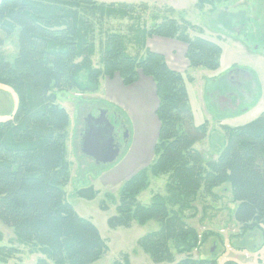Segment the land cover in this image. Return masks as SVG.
<instances>
[{"label": "trees", "instance_id": "16d2710c", "mask_svg": "<svg viewBox=\"0 0 264 264\" xmlns=\"http://www.w3.org/2000/svg\"><path fill=\"white\" fill-rule=\"evenodd\" d=\"M214 1L198 4L202 8ZM134 8L97 0L0 1V28L7 37L16 33L18 40L16 57L8 60L1 51L5 37H0V84L18 95L12 118L0 120V220L15 230L20 242L43 254L37 264H91L108 249L97 225L74 209L63 189L71 167L70 114L57 101V92H94L102 77L116 74L125 86L136 83L141 74L153 79L160 127L154 159L120 186L118 213L108 219L109 227L155 220L159 228L140 238L139 245L156 262H174L173 249L190 252L200 242V234L185 221V211L201 193L217 198L215 189L224 184H229L236 203L233 218L238 226L244 231L264 224V112L243 125L225 126L224 148L217 158L206 160L195 145L205 138L208 125L195 123L185 76L151 50L147 39L184 42L189 67L209 70L221 65L219 43L192 35L195 26L187 21L169 19L152 28L132 24V41L144 55H131L130 36L113 32L101 47L100 66L94 65L97 25L107 18L134 17ZM151 176H167L168 195L156 194L145 205L137 195L150 185ZM96 194L93 186L77 190L88 200ZM16 252L0 244V264H7ZM112 264L130 263L125 256ZM175 264L239 263L187 255ZM255 264H264V259Z\"/></svg>", "mask_w": 264, "mask_h": 264}, {"label": "rangeland", "instance_id": "374dc122", "mask_svg": "<svg viewBox=\"0 0 264 264\" xmlns=\"http://www.w3.org/2000/svg\"><path fill=\"white\" fill-rule=\"evenodd\" d=\"M1 1V0H0ZM103 3H126L134 5V17H112L97 25L95 66H100L101 47L108 34L120 32L129 35L127 43L131 55H144L140 50L130 25L152 28L154 25L175 19L190 22L195 28L191 34L204 35L222 46L221 65L216 70L191 68L189 61L181 64L180 72L186 79L189 103L196 124L208 125L204 139L196 143V148L206 160L215 159L224 148L228 135L225 126L243 125L264 112V0H215L214 4L199 7L198 0H97ZM136 28V27H135ZM5 37L1 47L8 60H14L18 52L17 34L5 36L0 28V37ZM149 37L147 41H151ZM233 69L244 70L247 77L245 95L241 93L240 103L234 108L220 109L215 101L216 81L225 80ZM141 80L151 81L141 74ZM112 80V81H111ZM121 82L116 74L113 78L102 77L98 90L81 92L70 89L57 92V101L70 114L67 149L71 162L70 176L63 187L67 200L74 209L91 219L106 240L108 249L91 264H112L128 257L130 264H175L181 258L191 255L197 258H216L221 263L234 259L239 264H255L264 259V224L242 230L235 222L233 202L229 184L215 189L217 198L202 195L185 211V221L200 234L199 246L190 252L179 253L175 249L174 262H156L140 245L139 240L149 232L159 228L155 220L145 224L134 221L128 227L112 229L108 219L118 213L119 189L125 180L154 159V145L158 131V119L154 109L159 102L154 89L147 88L144 99L141 95L119 97L108 84ZM225 89V86L223 87ZM156 89V88H155ZM118 96V97H117ZM117 101V102H115ZM18 108V95L8 85L0 84V120L12 118ZM107 109L121 117L127 129V142L121 143V153L113 164H96L93 158L81 152L80 131L84 127V117L89 113L97 115L100 109ZM117 141V140H116ZM167 176L150 177V185L137 195L142 204H150L156 194L164 196L167 192ZM93 186L97 191L93 200L81 198L77 190ZM107 208H103V206ZM3 239L0 244L13 246L16 254L7 264H37L43 254L32 245L18 239L15 230L0 220ZM206 234V237L203 234ZM202 235V236H201ZM49 264H56L49 261Z\"/></svg>", "mask_w": 264, "mask_h": 264}, {"label": "water", "instance_id": "95a60500", "mask_svg": "<svg viewBox=\"0 0 264 264\" xmlns=\"http://www.w3.org/2000/svg\"><path fill=\"white\" fill-rule=\"evenodd\" d=\"M80 136L81 152L97 164H113L120 156L121 146L115 139V124L107 109L101 108L97 115L89 113L85 116Z\"/></svg>", "mask_w": 264, "mask_h": 264}, {"label": "crops", "instance_id": "0c3cea01", "mask_svg": "<svg viewBox=\"0 0 264 264\" xmlns=\"http://www.w3.org/2000/svg\"><path fill=\"white\" fill-rule=\"evenodd\" d=\"M147 46L151 50L163 54L165 56V59L168 65L174 70L180 71L181 64H184L185 62L187 63V61L184 58L187 52V45L184 42H181L179 40L172 39V38L154 36V38L151 39V41L149 42L147 41ZM146 78H150V77H146ZM150 80L151 81L141 80L139 78V80L136 83L129 85V86H125L122 81L121 82L114 81L113 84H111L112 82H110L108 84V87L114 88L116 94L120 98L121 97L127 98L129 96H134L137 98V96L141 95L144 99V94L146 93L147 88H151L150 86L151 83L153 84L152 89H154V94L156 95L155 83L152 78H150ZM156 98L158 100L157 96ZM157 106H158V102H157ZM156 109L157 107L154 109L155 116H156V113H155ZM157 122H158V131L156 135L158 136L160 123H159V120ZM81 131H82V128H81ZM81 131H80V135H81ZM157 136H156V139H157Z\"/></svg>", "mask_w": 264, "mask_h": 264}, {"label": "flooded vegetation", "instance_id": "af4514ba", "mask_svg": "<svg viewBox=\"0 0 264 264\" xmlns=\"http://www.w3.org/2000/svg\"><path fill=\"white\" fill-rule=\"evenodd\" d=\"M245 76L247 77L248 75L244 70L239 71L238 69H233L230 71V74L226 76L225 80L221 79L216 81L217 83L214 88L216 89L215 91H217L218 97L215 98V101L219 103L220 109H235V106L240 103L241 99L247 96L245 88L243 87L245 82H242L240 79L241 77L244 79ZM224 86L228 89L223 88ZM241 93L245 96L241 97ZM110 119L113 124H115V139L124 145L128 140L126 125L116 113H112Z\"/></svg>", "mask_w": 264, "mask_h": 264}, {"label": "bare ground", "instance_id": "6f19581e", "mask_svg": "<svg viewBox=\"0 0 264 264\" xmlns=\"http://www.w3.org/2000/svg\"><path fill=\"white\" fill-rule=\"evenodd\" d=\"M96 163V162H95ZM97 164V163H96Z\"/></svg>", "mask_w": 264, "mask_h": 264}]
</instances>
